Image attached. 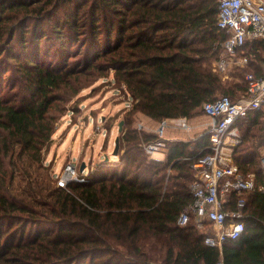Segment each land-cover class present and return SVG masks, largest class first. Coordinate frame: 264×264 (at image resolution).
I'll use <instances>...</instances> for the list:
<instances>
[{
  "label": "trees",
  "instance_id": "16d2710c",
  "mask_svg": "<svg viewBox=\"0 0 264 264\" xmlns=\"http://www.w3.org/2000/svg\"><path fill=\"white\" fill-rule=\"evenodd\" d=\"M217 20L215 0H0V264L220 260L204 232L177 223L193 198L191 163L209 150V135L178 140L156 160L143 144L155 135L134 126L137 112L156 121L191 118L223 94L236 100L247 90L245 75L262 73L257 40L243 47L253 55L249 66L233 70L239 79L225 86L208 64L227 38ZM51 51L58 58L46 61ZM110 70L135 100L120 162L91 172L88 182L30 183L31 196L15 191L18 170L42 167L66 103ZM262 117L253 111L241 123L235 150L240 170L259 183ZM244 214L245 233L224 245V264H264V191L247 194Z\"/></svg>",
  "mask_w": 264,
  "mask_h": 264
},
{
  "label": "built area",
  "instance_id": "2783aa9c",
  "mask_svg": "<svg viewBox=\"0 0 264 264\" xmlns=\"http://www.w3.org/2000/svg\"><path fill=\"white\" fill-rule=\"evenodd\" d=\"M215 4L217 24L227 33V38L222 42V50L214 58L211 68L225 74L245 65L246 57L238 53L239 49L253 41H264V0H215ZM245 79L247 90L236 100L223 94L202 104V111L211 119L207 128L200 133L209 135V150L191 163L195 176L190 185L193 198L177 218L179 225L192 222L205 233L204 243L219 249L221 257L216 264H224V245L238 240L245 233L247 194L254 190L264 191V183H259L253 174L245 175L235 161L236 147L242 141L241 123L253 111L264 114V64L261 74L250 71ZM134 101L130 96L127 107ZM168 126L190 129L187 117L160 120L155 129L148 128L141 120L137 123L139 131L155 135L143 143L145 151L152 158L155 153L165 154L168 146L176 143V140L165 137ZM262 168L264 172V153ZM60 181L63 186L69 181L88 182L89 173L85 168L81 171L75 162H68ZM231 195H235L234 208H228L225 204L230 201ZM205 224L212 226V230L207 231Z\"/></svg>",
  "mask_w": 264,
  "mask_h": 264
},
{
  "label": "rangeland",
  "instance_id": "374dc122",
  "mask_svg": "<svg viewBox=\"0 0 264 264\" xmlns=\"http://www.w3.org/2000/svg\"><path fill=\"white\" fill-rule=\"evenodd\" d=\"M53 52L55 51H51L50 54ZM55 53L56 56L55 54L51 57L46 56L45 60L54 61L58 58L57 52ZM262 54L264 56V53ZM221 74L228 89H231L234 82L239 79L232 71ZM129 95L124 85L116 81L112 70L82 88L66 103L67 107L63 115L58 116L53 140L44 149L42 167L36 168V165H30L27 166L28 171L18 170L13 182V189L18 193L26 192L31 196L34 194L31 193V189H36L38 183L43 185L49 182L61 184L60 175L68 162H75L79 168L84 162L85 169L89 174L100 167L108 168L110 165L118 164L120 162L119 155L122 152L121 146H123L122 132L118 131V123L120 120H124L126 112L132 108V104L127 107L128 98L131 96ZM140 116V112L135 114L134 126L140 120H147V118L141 119ZM208 120L209 117L200 108L198 115L188 118L189 124L192 125L191 131L172 129L171 126H168L165 136L193 134L202 130L203 125L200 124ZM151 122L154 121L151 120ZM153 124L158 125L156 121ZM146 125L150 128L147 123ZM98 126L101 128L98 129ZM117 136H120L121 142H119L118 153L115 155V138ZM154 155L161 156L162 154L155 153ZM149 157L152 159L151 156ZM30 183H33L31 189ZM205 226L208 231L211 229L210 225L205 224ZM155 252L154 250L153 254L156 257L158 254ZM152 264L162 263L160 259H157Z\"/></svg>",
  "mask_w": 264,
  "mask_h": 264
},
{
  "label": "crops",
  "instance_id": "0c3cea01",
  "mask_svg": "<svg viewBox=\"0 0 264 264\" xmlns=\"http://www.w3.org/2000/svg\"><path fill=\"white\" fill-rule=\"evenodd\" d=\"M246 50H244V48L243 49H239L238 50V53L242 56V57H246V63H245V65L244 66H240V67H247V66H249V64H248V56L251 58L253 55L251 54V52H245ZM246 54H249V55H246ZM215 58V57H214ZM214 58H212V59H210L209 61H208V64L210 65V66H212L213 65V61H214ZM263 66V65H262ZM263 68V67H262ZM237 69V68H236ZM233 70H235V69H232L231 71H233ZM250 72V71H249ZM140 118L141 119H145V118H147V122L144 120L143 122L146 124H148L149 125V127L150 128H152V129H155L156 128V126L157 125H155V124H153L156 120H154V119H152L151 117H149L148 115H146V114H144V113H142V112H140ZM209 117V116H208ZM151 120H153L154 122L152 123L151 122ZM262 120H263V122H264V114H263V117H262ZM142 121V120H141ZM210 121H211V119H210V117H209V120L208 121H206V122H204V123H202V124H200V125H203V129L202 130H200V131H198V132H195V133H193V134H188V135H186V136H165L167 139H174V140H176V141H178V140H193V139H195V138H197V136H199L200 135V133L204 130V129H206L207 128V126L210 124ZM157 123H158V121H156ZM190 125V124H189ZM171 128L172 129H174V128H177V127H174V126H171ZM177 129H179V130H182V131H191L192 130V125H190V129L189 130H186V129H182V128H177ZM264 151V146H260L259 148H258V154H259V160H260V164H261V166H262V155H263V152ZM160 154H162V153H160ZM154 157L155 158H158V159H160V160H165L166 159V153L165 154H162L161 156H156V155H154ZM251 174H253V173H251ZM254 175V174H253ZM256 177V176H255ZM211 227V229L210 230H212V226H210Z\"/></svg>",
  "mask_w": 264,
  "mask_h": 264
},
{
  "label": "water",
  "instance_id": "95a60500",
  "mask_svg": "<svg viewBox=\"0 0 264 264\" xmlns=\"http://www.w3.org/2000/svg\"><path fill=\"white\" fill-rule=\"evenodd\" d=\"M123 123L124 120H120V122L118 123V131L122 132V128H123ZM119 142H120V136H117L115 138V148H114V154L116 155L118 153V149H119ZM85 168V163L83 162L80 166V170L83 171Z\"/></svg>",
  "mask_w": 264,
  "mask_h": 264
}]
</instances>
